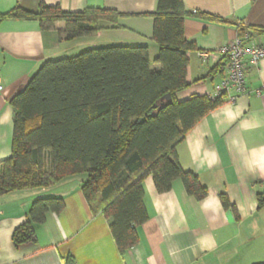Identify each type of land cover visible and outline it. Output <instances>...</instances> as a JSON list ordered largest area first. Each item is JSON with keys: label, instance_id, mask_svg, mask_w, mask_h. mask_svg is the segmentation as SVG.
<instances>
[{"label": "crops", "instance_id": "crops-1", "mask_svg": "<svg viewBox=\"0 0 264 264\" xmlns=\"http://www.w3.org/2000/svg\"><path fill=\"white\" fill-rule=\"evenodd\" d=\"M182 1L191 14L184 22V37L194 49L186 53L188 87L176 94L178 102L214 93L228 63L219 50L242 31L264 44V0ZM158 2L0 0V15L18 7L38 12L43 4L69 13L101 9L121 16L116 23L99 21V32L75 38H68L65 22L43 31L37 21H0V163L13 153L11 100L45 63L110 46L147 47L152 71H162L156 63L160 48L153 40ZM217 68L222 70L208 77ZM246 84L245 95L233 104L223 100L176 147L181 168L196 174L207 188L204 200L189 196L180 180L160 194L152 176L147 177L142 188L148 221L137 228L138 246L121 254L110 222L92 212L82 192L85 175L46 189L10 193L0 197V264H264V207L258 199L264 194V60L248 69ZM221 196L234 211L222 206ZM52 197L63 199L64 210L50 212L43 225H34V243L16 247L14 231L30 221L33 202Z\"/></svg>", "mask_w": 264, "mask_h": 264}, {"label": "trees", "instance_id": "trees-1", "mask_svg": "<svg viewBox=\"0 0 264 264\" xmlns=\"http://www.w3.org/2000/svg\"><path fill=\"white\" fill-rule=\"evenodd\" d=\"M190 16L182 0H159L152 17L161 72L152 71L147 47L110 46L45 63L11 100L13 153L0 163V197L85 175L82 192L92 212L110 222L121 254L138 246L137 228L148 221L142 188L147 177L152 176L160 194L180 180L189 196L204 200L207 188L196 174L181 168L176 147L223 99H176L188 87L186 53L194 45L185 40L184 22ZM120 17L109 10L69 13L42 4L38 12L18 7L0 15V21H37L43 31L65 22L68 38H75L99 32V21L116 23ZM221 70L214 69L208 77ZM168 94L172 103L163 100ZM220 199L225 209L235 210L225 196ZM258 199L264 207V194ZM64 206L62 198L34 201L30 221L14 231V245L34 243V225H43L50 212L61 213Z\"/></svg>", "mask_w": 264, "mask_h": 264}, {"label": "built area", "instance_id": "built-area-1", "mask_svg": "<svg viewBox=\"0 0 264 264\" xmlns=\"http://www.w3.org/2000/svg\"><path fill=\"white\" fill-rule=\"evenodd\" d=\"M219 53L227 58L228 63L224 74L214 86V93L208 99L216 101L222 98L233 104L247 92L248 69L257 68L264 60V44L255 43L253 34L247 31L236 37L231 44L220 48ZM200 57L206 59L208 54H201ZM3 91L0 79V92ZM256 93L259 95L260 91Z\"/></svg>", "mask_w": 264, "mask_h": 264}, {"label": "water", "instance_id": "water-1", "mask_svg": "<svg viewBox=\"0 0 264 264\" xmlns=\"http://www.w3.org/2000/svg\"><path fill=\"white\" fill-rule=\"evenodd\" d=\"M163 100H166V101L172 103V96H171V94L166 95Z\"/></svg>", "mask_w": 264, "mask_h": 264}, {"label": "rangeland", "instance_id": "rangeland-1", "mask_svg": "<svg viewBox=\"0 0 264 264\" xmlns=\"http://www.w3.org/2000/svg\"><path fill=\"white\" fill-rule=\"evenodd\" d=\"M46 167H49V165H48V164H46Z\"/></svg>", "mask_w": 264, "mask_h": 264}]
</instances>
